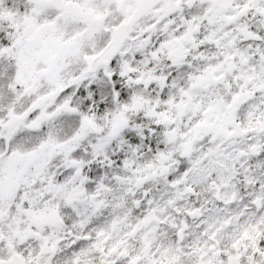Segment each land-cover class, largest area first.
<instances>
[{"label":"snow or ice","instance_id":"obj_1","mask_svg":"<svg viewBox=\"0 0 264 264\" xmlns=\"http://www.w3.org/2000/svg\"><path fill=\"white\" fill-rule=\"evenodd\" d=\"M0 264H264V0H0Z\"/></svg>","mask_w":264,"mask_h":264}]
</instances>
